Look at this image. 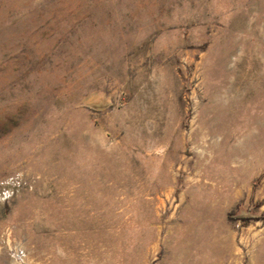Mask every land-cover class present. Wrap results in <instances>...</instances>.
I'll list each match as a JSON object with an SVG mask.
<instances>
[{
  "label": "rangeland",
  "instance_id": "374dc122",
  "mask_svg": "<svg viewBox=\"0 0 264 264\" xmlns=\"http://www.w3.org/2000/svg\"><path fill=\"white\" fill-rule=\"evenodd\" d=\"M0 264H264V0H0Z\"/></svg>",
  "mask_w": 264,
  "mask_h": 264
}]
</instances>
